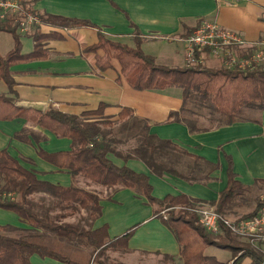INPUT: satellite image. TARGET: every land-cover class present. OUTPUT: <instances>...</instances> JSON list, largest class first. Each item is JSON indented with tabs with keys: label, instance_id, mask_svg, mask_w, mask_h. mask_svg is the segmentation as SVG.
Returning <instances> with one entry per match:
<instances>
[{
	"label": "crops",
	"instance_id": "crops-1",
	"mask_svg": "<svg viewBox=\"0 0 264 264\" xmlns=\"http://www.w3.org/2000/svg\"><path fill=\"white\" fill-rule=\"evenodd\" d=\"M31 7L39 13L86 20L96 27L60 28L40 24L37 28L41 32H55L61 38L43 41L44 59L10 67L17 102L44 103V111L52 107L72 115L106 104L103 114L113 120L111 134L115 138L114 152L108 158L118 166L125 165L147 175L151 194L156 198L185 194L197 204L212 206L209 202L217 200L226 186L225 155L231 157L233 172L241 184L252 187L259 179L263 180L258 182L259 187H264V111L260 123L242 121L189 132L181 115L177 120L172 114L179 111L182 103L180 89L135 90L122 78L117 81L115 60L110 67L99 70L95 57L103 53L85 51L96 43L99 30L107 38L131 47L138 37L141 50L152 56L155 63L182 67L185 38L202 20L215 21L223 28L237 31L248 42L257 41L264 34V0H238L230 4H218L215 0H36ZM5 34L8 33L0 31V55L13 47L12 37L9 40ZM20 44L21 51L26 53L32 50L34 42L27 33L20 35ZM0 93H7L1 80ZM122 108L130 113L118 120ZM138 122L145 125L146 135L136 125ZM17 132L20 134L15 137ZM149 134L168 144L159 147L157 139L148 138ZM232 142L238 143V159L228 148ZM72 147L70 139L58 137L25 119L0 120V150H7L39 179L87 189L98 196L101 212L91 221L92 229L105 224L108 239H112L134 227L126 248L111 251L112 264H183L172 232L155 216V205L149 204L144 196L129 188H106L82 176H72L37 155L39 148L56 152ZM79 212L85 214L83 209ZM13 214L14 223L6 225L18 227L22 222ZM63 214V221L71 223V217ZM243 241L264 257V243L252 245ZM229 255L227 260H222L210 254L223 263L231 262ZM50 260L36 254L30 258L31 264ZM248 263V258L241 262Z\"/></svg>",
	"mask_w": 264,
	"mask_h": 264
},
{
	"label": "trees",
	"instance_id": "trees-1",
	"mask_svg": "<svg viewBox=\"0 0 264 264\" xmlns=\"http://www.w3.org/2000/svg\"><path fill=\"white\" fill-rule=\"evenodd\" d=\"M35 1L20 0V4L25 10L33 13L40 24L60 28L96 27L86 20L39 13L31 7ZM14 19L15 15L9 14L0 20V31L10 34L13 39V47L4 55H0V80L7 90L6 94L0 93V120L25 119L58 137L70 139L73 143L70 150H37V155L51 165L67 170L72 176H82L93 184L106 188L121 186L144 196L149 204L155 205V216L172 232L179 245L183 264H241L244 258L249 259L248 264H264L261 254L246 243L240 244L237 237L230 235L226 230L222 235L214 236L201 227L197 222V215L187 209L200 205L196 200L185 194L156 198L151 194L152 187L147 175L135 172L125 165L118 166L108 158V154L114 152L115 138L111 134L113 122L110 116L103 114L106 104L100 103L96 109L84 111L79 115L63 113L52 107L40 113L14 106L18 97L13 89L14 81L10 67L44 59L46 53L43 41L61 38L55 32L43 33L35 27L28 33L34 42L32 50L23 53L21 34L17 31ZM133 27L137 32V28ZM134 40L135 44L131 47L107 38L98 30L96 43L86 47L85 51L103 53L101 57L97 54L95 57L99 70L110 67L111 61L115 60L118 65L117 81L122 78L135 90L179 88L182 103L179 111L172 114L177 120L181 115L189 132L207 131L242 121L260 123V114L264 111V63L251 70L227 69L222 64L218 67H168L155 63L152 56L141 50L140 39L135 37ZM129 113V110L122 108L117 114V119L123 120ZM193 117L201 122H208L209 125L191 123L189 118ZM136 125L141 132L145 130V135L147 134L144 124L138 122ZM19 134L17 132L14 136ZM148 138L157 139L151 134ZM157 142L159 147L168 144L158 139ZM225 159L226 186L219 192L217 200L209 202L222 214L229 210L235 197L250 189V186L243 185L236 179L231 157L225 155ZM256 182L263 180L258 179ZM39 193L51 197V206L61 213L51 216V210L38 208V204L30 195ZM259 205L258 198L255 207L241 218L253 215ZM0 208L16 214L19 220L33 231L32 235L8 236L3 234V231L15 230V227L0 225V264H31L30 258L34 254L41 258H51L60 264H87L71 259L40 241L45 233H48L59 240H75L88 245L93 247L96 254H101L109 247L125 249L134 231V227H131L120 236L108 239L105 224L92 229L90 224L88 228H84L61 222L63 213L71 210L83 209L90 221L99 217L101 209L98 196L87 189L62 186L39 179L32 170L23 167L5 149L0 150ZM163 209H169L166 219L159 214ZM211 245L231 250L234 254L231 262L223 263L214 256L204 254V249ZM99 264L112 262L99 261Z\"/></svg>",
	"mask_w": 264,
	"mask_h": 264
},
{
	"label": "built area",
	"instance_id": "built-area-1",
	"mask_svg": "<svg viewBox=\"0 0 264 264\" xmlns=\"http://www.w3.org/2000/svg\"><path fill=\"white\" fill-rule=\"evenodd\" d=\"M218 4H230L238 0H215ZM15 15L17 31L27 34L40 25L39 19L25 10L20 0H0V20ZM264 18V9H263ZM221 61L227 69L251 70L264 63V34L255 42H248L236 31L223 28L217 22L202 20L185 38V61L187 67L204 64V56ZM259 207L249 217H228L217 212L213 206L200 204L189 211L197 215L198 224L214 236L226 230L230 235L246 240L249 244L264 243V193L259 196ZM169 209L161 211L166 219Z\"/></svg>",
	"mask_w": 264,
	"mask_h": 264
},
{
	"label": "rangeland",
	"instance_id": "rangeland-1",
	"mask_svg": "<svg viewBox=\"0 0 264 264\" xmlns=\"http://www.w3.org/2000/svg\"><path fill=\"white\" fill-rule=\"evenodd\" d=\"M4 36L9 38V40L11 38L10 37L11 35H8V34H5ZM204 58H205L204 60H206V61L204 62V64L199 65L200 67H218L221 65V61L211 59L208 55H205ZM177 90H179V88H177ZM189 119H190V122L194 123V124L209 125L208 122H205V121L201 122L200 120H197V118H195V117L189 118ZM111 122H113V120ZM228 148L230 150H232V152L236 155V159H238L237 158V152H236V150L238 149V143L232 142V143H230ZM263 193H264V187L263 188L259 187L258 182H255V185L250 187V189L248 191H245L241 195L235 197V199H234L233 203L231 204L229 210L226 213H224V215H226L228 217H233V218L241 217L243 214L249 212L250 210H252L255 207L259 196L262 195ZM30 198L35 200L34 202L36 204H38L37 205V207L39 206L38 208H43L44 210L46 208V209L51 210L49 213L51 216H55V214L61 213L60 211H58L56 209V207L53 208L51 206V201H52L51 199L52 198L45 195V194H40V193L39 194H33V195H30ZM161 211L162 210H160V212H159L160 215H161ZM68 212L69 211H65L64 213L67 214L69 217H71L70 220H71L72 224H76V225H78L80 227H84V228H87L88 227L87 225L91 224V221L88 218L86 213L84 215H81L79 210L78 211L77 210H71L70 214H68ZM12 214L13 213L0 208V224L6 225L9 223H14L13 219L11 218ZM68 216H67V219H68ZM61 222H64L63 219H61ZM3 234H6L8 236H24L25 234L26 235H32L33 231L29 230V226L22 223L20 226L15 227V230L3 231ZM237 240H238V242H240V244L245 243V241H243L244 239H242V238H237ZM40 242L46 243L47 246H49L52 249L60 252L63 255L68 256L71 259H74L77 261H84L87 264H99V261L111 262V260H110L111 251L113 249H120L118 247H109L107 250L103 251V253L96 254L93 247H90V246L85 245V244H80L79 242H77L75 240H73L71 242L59 240L50 234L48 235V233H45L44 238ZM207 247H210V248H208L204 254H206V255L214 254L219 259H222V260H224V259L227 260L230 257L229 254H231V258L234 255L231 250H227V249L218 247L222 250L221 251L217 248H214V246H207ZM222 252H225V253H222ZM56 262L53 261V259H52L50 261H43L40 264H60V263H58V262L56 263Z\"/></svg>",
	"mask_w": 264,
	"mask_h": 264
},
{
	"label": "water",
	"instance_id": "water-1",
	"mask_svg": "<svg viewBox=\"0 0 264 264\" xmlns=\"http://www.w3.org/2000/svg\"><path fill=\"white\" fill-rule=\"evenodd\" d=\"M14 106L21 108V109H32L37 112H43L45 108L44 103H39V102H23L19 101L14 103Z\"/></svg>",
	"mask_w": 264,
	"mask_h": 264
}]
</instances>
